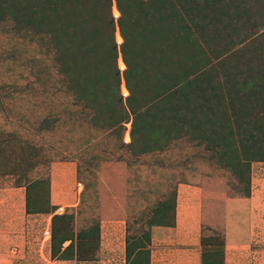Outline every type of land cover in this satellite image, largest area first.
Here are the masks:
<instances>
[{
  "label": "rangeland",
  "instance_id": "374dc122",
  "mask_svg": "<svg viewBox=\"0 0 264 264\" xmlns=\"http://www.w3.org/2000/svg\"><path fill=\"white\" fill-rule=\"evenodd\" d=\"M121 5L0 0V264H264V0Z\"/></svg>",
  "mask_w": 264,
  "mask_h": 264
},
{
  "label": "trees",
  "instance_id": "16d2710c",
  "mask_svg": "<svg viewBox=\"0 0 264 264\" xmlns=\"http://www.w3.org/2000/svg\"><path fill=\"white\" fill-rule=\"evenodd\" d=\"M116 1V5L117 8L120 12V16L117 20V27L120 31V35L122 38V43L120 44L119 47V52L121 55V59L124 63V69L122 71V75H123V80L125 82V86L128 90V92L131 94L132 92V88L130 87V79L135 80L136 75H138L137 73L135 74V69L137 68V62L135 63V57H136V53L137 51H140V46L143 44V40L140 38L138 35V31H137V27H135V21L130 19V15L129 12L127 10H124L122 8L121 5V0H115ZM127 2H129V0H126ZM163 1V0H162ZM108 3V0H107ZM161 4V3H159ZM163 6V5H161ZM106 12H108V4L106 6ZM129 7V6H128ZM57 18L62 16V13H57ZM51 18L47 17V21H49ZM64 21L62 20L60 23H63ZM54 25V24H53ZM56 25V24H55ZM63 25H65L63 23ZM61 26V25H60ZM52 28V26H50ZM56 28V27H55ZM66 25L65 26H61V28H58L57 26V31L52 30V34H56L58 33V35L61 34H66L67 35V29H66ZM81 30V32L83 31L82 28H79ZM110 32L112 33L113 30V26H112V22L110 23V27H109ZM112 35L109 37V41L108 45L109 47H107V49L109 48V55L110 58L114 59L116 57V52H115V46H114V42H113V38ZM69 36H71V34H69ZM72 37V36H71ZM144 46V45H143ZM70 50V54L73 56V54H75V47L69 49ZM83 54H85V50L83 51ZM153 57V53H151L150 49H149V58L152 60ZM135 63V64H134ZM94 62H88L85 65V70L89 69V71H91V68L93 66ZM91 66V67H90ZM114 70H115V79L118 80V72L116 70V68L113 66ZM86 86V83H84ZM135 120V116L133 118ZM135 124V121L132 123ZM130 139L131 141L133 140V133L130 132ZM210 236H208L209 238ZM207 237H203L202 240H207ZM64 240H66L65 237H63ZM200 264H222V256H221V251L220 252H209V251H204L201 254L200 257Z\"/></svg>",
  "mask_w": 264,
  "mask_h": 264
},
{
  "label": "built area",
  "instance_id": "2783aa9c",
  "mask_svg": "<svg viewBox=\"0 0 264 264\" xmlns=\"http://www.w3.org/2000/svg\"><path fill=\"white\" fill-rule=\"evenodd\" d=\"M45 234H47V231L45 232Z\"/></svg>",
  "mask_w": 264,
  "mask_h": 264
}]
</instances>
